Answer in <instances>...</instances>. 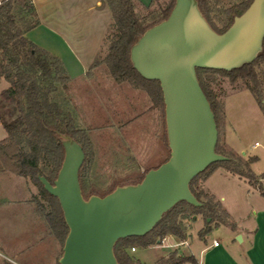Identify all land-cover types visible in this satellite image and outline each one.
<instances>
[{
    "label": "water",
    "instance_id": "obj_1",
    "mask_svg": "<svg viewBox=\"0 0 264 264\" xmlns=\"http://www.w3.org/2000/svg\"><path fill=\"white\" fill-rule=\"evenodd\" d=\"M263 38L264 0H251L223 32L211 27L197 0H174L167 17L144 30L129 56L143 78L159 82L169 156L140 181L85 198L79 181L85 152L71 135H60L64 156L55 179L38 175L57 198L68 227L59 264H119L117 240L150 232L180 201L201 205L190 181L227 157L215 150V115L196 69L231 70L251 62Z\"/></svg>",
    "mask_w": 264,
    "mask_h": 264
},
{
    "label": "trees",
    "instance_id": "obj_2",
    "mask_svg": "<svg viewBox=\"0 0 264 264\" xmlns=\"http://www.w3.org/2000/svg\"><path fill=\"white\" fill-rule=\"evenodd\" d=\"M105 1L112 16L108 30L113 32L104 37L109 40L107 52L102 58L97 54L89 70L99 63H105L115 81L128 80L135 86L146 89L155 101L163 102L159 82L143 78L133 68L129 51L131 45L146 28L167 17L174 0L161 10L160 15H154L149 22L143 21L138 16L134 0ZM197 1L202 14L217 32H223L231 24L233 17L243 12L251 2V0H242L230 6L225 11L226 16L222 18L223 27L216 29L211 16L213 6L211 1ZM38 23L39 19L32 0H4L0 3V78L8 83L0 93V102L7 101L10 104L6 112L0 110V123L6 132V136L0 140V172L29 177L39 186L49 210L45 212L42 204H38L37 209L44 216L50 232L64 241L68 227L59 202L44 189L38 175L44 176L50 182L55 179L64 156L60 135H71L82 145L84 152L89 140L85 130L77 126L75 112L70 109V102L64 96L63 90L67 88L71 78L62 61L25 36V33ZM262 45V51L257 57L240 67L231 70L196 69L200 85L214 112L216 124L218 105L212 89L204 82L202 74L218 73L228 77L231 82L237 78H246V87L264 114L263 90L256 71V65L264 61V38ZM215 150L227 158L209 164L189 184L191 192L201 205L193 206L180 201L162 215L150 232L143 236H129L117 240L114 254L119 264H143L130 254V247H146L168 234L179 240H186L188 235L183 220L193 215L201 214L204 221L203 227L198 232L200 237L207 234L213 225L233 226V221L220 200L207 193L202 187L197 188V179L202 175L204 179L215 167L223 166L231 173L246 178L250 183L256 177L251 171L250 164L257 157L251 156L246 160L238 158L237 161L220 151L217 144ZM85 163L86 160L79 170L83 194L87 188L82 173ZM259 190L264 195V189ZM202 196L205 199H202ZM197 262L193 255H184L174 250L168 255L160 256L154 264H197Z\"/></svg>",
    "mask_w": 264,
    "mask_h": 264
},
{
    "label": "rangeland",
    "instance_id": "obj_3",
    "mask_svg": "<svg viewBox=\"0 0 264 264\" xmlns=\"http://www.w3.org/2000/svg\"><path fill=\"white\" fill-rule=\"evenodd\" d=\"M170 1L154 0L152 7L140 8L134 0L135 11L143 21L149 22L154 15H160ZM210 1L213 5L211 16L216 29H220L225 11L238 2ZM112 32L108 30L106 35ZM108 42V38L103 39L99 58L107 52ZM256 71L261 80L264 103V61L256 65ZM202 78L212 89L218 105V149L237 161L256 155L258 158L250 167L256 177L250 184L261 189L259 179L263 175L255 173L264 172V114L246 87L247 79L237 78L231 82L226 76L207 72ZM6 87L7 82L0 78V92ZM63 93L75 112L77 126L85 130L89 140L85 147L86 163L82 168L87 184L85 198L103 195L116 186L136 183L149 169L168 158L164 103L155 101L146 89L128 80L115 81L105 63L95 65L85 78L70 81ZM225 102L236 128L234 142L249 156L233 151L225 142ZM9 107L7 101L0 102L1 111L6 112ZM255 142L257 146L252 148ZM203 177L197 179V188L201 187ZM224 187V193L229 195L236 191L229 184ZM38 204L45 207V212L49 210L39 186L31 178L0 172V264H59L64 241L50 232L44 216L37 209ZM184 224L186 234L191 233L195 238L199 220L190 223L184 220ZM165 249V255L174 250L192 255L187 250L181 252L180 247ZM157 251L159 249L145 252L155 254ZM129 252H133L131 248Z\"/></svg>",
    "mask_w": 264,
    "mask_h": 264
},
{
    "label": "crops",
    "instance_id": "obj_4",
    "mask_svg": "<svg viewBox=\"0 0 264 264\" xmlns=\"http://www.w3.org/2000/svg\"><path fill=\"white\" fill-rule=\"evenodd\" d=\"M2 1L4 0H0ZM153 1L135 0L140 8L152 7ZM32 2L39 23L29 29L25 36L41 48L56 55L62 61L71 82L85 78L101 49L112 21L111 11L106 1L32 0ZM224 106L225 142L233 151L249 156L246 155L243 147L235 144L233 137L236 135V128L233 126L226 102ZM5 136L6 132L0 123V140ZM256 143L252 145V148L257 146ZM255 174L263 175L264 172ZM259 181L264 189V177ZM225 184L234 188L235 193L230 195L227 192L224 193ZM201 187L220 200L230 215L233 226L213 225L207 234L200 237L198 232L204 224L202 215L196 214L185 218L184 220L189 223L199 220L200 224L195 238L189 233L186 238L187 244L177 246L180 247V251L187 250L195 256L198 260L197 264H264V195L261 191L253 187L246 178L231 173L223 166L215 167L203 179ZM217 187L220 188L219 191L216 190ZM214 240L218 242L217 245H213ZM166 241L178 242L176 237L170 234L166 235ZM134 247L135 250L130 254L143 264H154L167 252L165 248L157 246ZM149 249H159V251L155 254H147L145 251Z\"/></svg>",
    "mask_w": 264,
    "mask_h": 264
},
{
    "label": "built area",
    "instance_id": "obj_5",
    "mask_svg": "<svg viewBox=\"0 0 264 264\" xmlns=\"http://www.w3.org/2000/svg\"><path fill=\"white\" fill-rule=\"evenodd\" d=\"M255 145H257V143ZM183 244H187V241L186 240H179L178 242H167L166 236H164L161 239L157 240L155 243L149 244L147 246L148 247L149 246H157V247L171 248L172 249L174 247H177L178 245H183ZM217 244H218V242L216 240H214L213 245H217ZM131 250L134 251L135 247H131Z\"/></svg>",
    "mask_w": 264,
    "mask_h": 264
}]
</instances>
